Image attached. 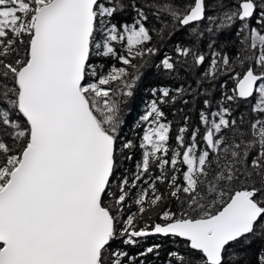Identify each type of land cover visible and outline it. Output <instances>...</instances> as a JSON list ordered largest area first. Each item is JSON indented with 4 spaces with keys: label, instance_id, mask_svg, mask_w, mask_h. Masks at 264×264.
Segmentation results:
<instances>
[{
    "label": "snow or ice",
    "instance_id": "1",
    "mask_svg": "<svg viewBox=\"0 0 264 264\" xmlns=\"http://www.w3.org/2000/svg\"><path fill=\"white\" fill-rule=\"evenodd\" d=\"M258 8L256 0H239L236 11L224 14L229 26L243 22L240 31L248 35L242 43L258 52L236 74L233 90L239 98L257 97L253 111L260 117L251 122L252 138L227 144L220 134L236 124L226 118L228 109L202 112V140L207 147L196 143L199 128L188 144L187 128H181L178 148L169 156L171 126L160 122L164 113L153 101L142 117L150 126L143 135V159L137 168L147 173L157 162L161 175L156 179L164 182L169 166L174 171L186 166L180 183L176 175L170 180V195L178 200L180 194L186 197L181 202L184 210L179 215L164 211L160 223L139 230L134 213L118 230L117 217L105 200L111 194L117 211L122 210L141 175L136 173L131 182L123 178L118 193H110L120 110L111 85L119 82V94L129 96L132 85L125 79L126 67L113 66L102 75L89 72L90 54L93 47H103V56L132 66L136 57L154 53L143 47L152 39L150 30L139 21L124 25L123 31L116 24L109 27L106 18L119 9L105 0H0V264H106L105 253L118 236L135 244V238L157 234L184 238L201 254V264H224L231 242L256 235L257 229L264 234V9ZM162 11L187 26L205 18V0H194L186 11L165 3ZM138 15L147 20L142 11ZM254 15L256 26L248 23ZM98 31L102 43L96 42ZM125 38L127 54L120 55L112 42ZM178 51L187 57L191 49ZM195 59L203 63L205 57ZM222 64L227 67L229 58L224 57ZM163 65L174 67L170 58ZM212 66L215 71V60ZM162 95L169 96L168 90ZM124 147L131 148V142ZM253 151L249 166L261 178L260 187L250 180L253 171H245L249 183L244 187H229L240 180L236 164L246 162ZM213 154L215 159L210 160ZM151 190V196L142 191L135 200L140 215L163 199L155 183ZM156 248L159 245L148 247L141 255ZM111 255V264H123L128 254ZM170 255L184 264L179 253ZM258 264H264V255Z\"/></svg>",
    "mask_w": 264,
    "mask_h": 264
},
{
    "label": "trees",
    "instance_id": "2",
    "mask_svg": "<svg viewBox=\"0 0 264 264\" xmlns=\"http://www.w3.org/2000/svg\"><path fill=\"white\" fill-rule=\"evenodd\" d=\"M106 3H114L118 11L106 18L108 26L116 24L121 31L124 25L143 23L149 30L152 39L147 42L144 48H153V54L143 57H136L132 60V66L122 65L114 56H103V47L93 50L90 54L89 72L95 70L102 75L110 71L111 67H126L129 75L125 77L132 85L131 95L119 94L122 85L119 82L113 83L111 87L117 94L113 96L119 103V125L117 129L116 144V167L113 177L110 180V193H118L120 182L123 178H128L131 182L134 175L139 172L141 179L136 181V187L129 189V197L122 207L117 211L114 204V197L110 194L105 203L112 209L113 215L117 217V229L124 225L125 220L131 214L136 213L135 227L137 230L154 223L161 222V214L164 211H172L179 215L184 209L182 201L186 199L184 194H180V199L170 195L173 190L170 186L172 175L177 176V183L182 181V172L186 166H178L180 171L170 169L166 173L168 179L164 182L157 180L161 175L157 162H152L149 172L143 173L137 168L142 163L144 149L141 147L143 135L150 126V121H144L142 117L150 110L153 101L164 113L160 119L161 123L170 124L169 132V156L173 155L178 148L177 136L181 128H187L184 133L185 144L190 142V136L194 129L199 128L200 134L197 141L200 148H206L202 140L205 126L202 124L200 115L211 114L222 109H228L230 116L226 117L235 120L236 124L231 128L224 129L222 135L227 144L240 142L241 139L248 141L251 139V122L260 117V114L253 111L257 97L246 101L235 95L234 89L237 85L236 74L241 73L252 61L247 58L258 54L245 43H242L247 32H241L243 22L236 20L230 26L224 23L226 12L236 11L239 0H215L209 2L206 7V21L202 25L197 24L184 28L171 15L162 11L165 3H171L181 11H186L187 6L193 4L194 0H105ZM259 9H264V2L256 0ZM123 5L122 7H120ZM142 11L147 20H143L138 12ZM211 18V19H209ZM252 26H256V18L248 21ZM138 26V25H137ZM106 33V29L104 30ZM239 33V34H238ZM96 42L102 43L100 39L102 33L98 31L94 34ZM27 40V37H25ZM120 55L127 54L125 41L112 42ZM23 48V46H21ZM189 48L190 54L185 57L180 55L178 49ZM205 57L203 63H198L196 56ZM228 57L230 64L226 67L222 64V59ZM170 58L173 63L172 69H167L163 65V60ZM216 61L215 71L212 61ZM241 61H244L242 64ZM258 70V69H257ZM214 71V74H213ZM90 79L95 77L89 76ZM200 84V97H197V84ZM167 89L169 96L164 97L163 91ZM124 91H127L125 89ZM235 97L229 100L228 97ZM205 101L208 104H205ZM22 119V118H21ZM247 133V135H242ZM7 139V137H5ZM11 142V141H9ZM131 142L132 147H124ZM223 147V146H222ZM255 155L253 151L248 156V160L237 163L236 168L240 170V180L232 181L229 187L236 189L244 187L249 183L246 179L245 171H253L250 161ZM210 160L215 159V154L210 156ZM223 159V154H221ZM215 163L209 169V179L212 178ZM250 180L256 182V187H260L261 178L253 175ZM155 183L158 194L163 196L161 202L148 208L142 215L138 213L139 206L135 203L138 195L142 191H148L151 196V185ZM219 206V205H218ZM215 210V209H213ZM195 215V213H192ZM126 236H118L111 242V247L105 253L106 264H111L113 251L126 252L123 257V264H179L176 257L171 253H179L185 258L184 264H201L199 252L189 247V243L176 237H138L137 243H124ZM159 245L152 253L141 255L148 247ZM224 264H258V257L264 255V234L257 229L256 235H250L238 242L230 245L225 252Z\"/></svg>",
    "mask_w": 264,
    "mask_h": 264
},
{
    "label": "water",
    "instance_id": "3",
    "mask_svg": "<svg viewBox=\"0 0 264 264\" xmlns=\"http://www.w3.org/2000/svg\"><path fill=\"white\" fill-rule=\"evenodd\" d=\"M211 1H214V0H205V18L203 19V20H201V21H198V22H193L192 24H189V25H187V26H185V25H182L184 28H187V27H191V26H194V25H197V24H199V23H201V22H203L205 19H206V7H207V4L209 3V2H211ZM254 17V16H253ZM252 17V18H253ZM251 18V19H252ZM254 97H252V98H248V99H243V98H241V99H243V100H246V101H249V100H252ZM251 234H249L248 236H250ZM153 236H157V237H162V238H168V237H175V236H171V235H169V236H163V235H159V234H157V235H151V236H147V237H153ZM247 236V237H248ZM177 238H180V239H182V240H184V241H186L184 238H181V237H177ZM243 238H246V237H242L241 239H243ZM240 239V240H241ZM239 241V240H238ZM186 242H188V241H186ZM235 242H237V241H235ZM235 242H231L228 246H226V248H228L230 245H232L233 243H235ZM194 251H196V250H194ZM196 252H198V251H196Z\"/></svg>",
    "mask_w": 264,
    "mask_h": 264
},
{
    "label": "rangeland",
    "instance_id": "4",
    "mask_svg": "<svg viewBox=\"0 0 264 264\" xmlns=\"http://www.w3.org/2000/svg\"><path fill=\"white\" fill-rule=\"evenodd\" d=\"M205 21H206V19L203 21V22H201V23H199L200 25H202L203 23H205ZM195 86H197V97H200V84L198 83L197 85H195Z\"/></svg>",
    "mask_w": 264,
    "mask_h": 264
},
{
    "label": "flooded vegetation",
    "instance_id": "5",
    "mask_svg": "<svg viewBox=\"0 0 264 264\" xmlns=\"http://www.w3.org/2000/svg\"><path fill=\"white\" fill-rule=\"evenodd\" d=\"M215 1V0H214ZM212 2V1H211ZM256 18V16L254 15V17L252 18V19H250V20H254ZM249 20V21H250ZM241 22V21H240ZM196 143H197V145L199 146V148H200V143L198 142V141H196Z\"/></svg>",
    "mask_w": 264,
    "mask_h": 264
},
{
    "label": "bare ground",
    "instance_id": "6",
    "mask_svg": "<svg viewBox=\"0 0 264 264\" xmlns=\"http://www.w3.org/2000/svg\"><path fill=\"white\" fill-rule=\"evenodd\" d=\"M177 238V237H176ZM180 239V238H179ZM182 240V239H181ZM184 241V240H183ZM238 242V241H237ZM189 243V242H188ZM236 243V242H235ZM234 244V243H233Z\"/></svg>",
    "mask_w": 264,
    "mask_h": 264
}]
</instances>
